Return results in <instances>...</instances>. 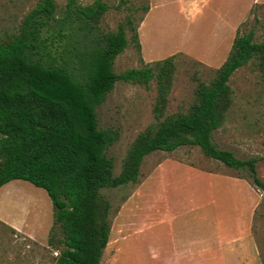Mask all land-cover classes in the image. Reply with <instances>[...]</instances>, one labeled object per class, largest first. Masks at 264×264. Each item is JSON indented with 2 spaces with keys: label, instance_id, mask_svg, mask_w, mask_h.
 Wrapping results in <instances>:
<instances>
[{
  "label": "rangeland",
  "instance_id": "374dc122",
  "mask_svg": "<svg viewBox=\"0 0 264 264\" xmlns=\"http://www.w3.org/2000/svg\"><path fill=\"white\" fill-rule=\"evenodd\" d=\"M37 1L0 0V35L18 27ZM77 1L88 6L96 0ZM56 2L62 11L68 0ZM103 2L109 7L99 25L104 32L116 31L130 17L139 34L137 47L127 29L129 44L115 61L117 73L177 55L167 114L189 109L199 81L214 79L237 34L253 30L255 42L264 39V5L247 8L251 0H214L209 7L207 0ZM229 84L232 105L213 141L240 159L259 158L264 181V84L255 61L238 69ZM156 97V80L149 88L121 81L97 108L100 128L120 133L106 151L115 175L138 134L155 123ZM101 194L111 204V236L101 264H264V190L198 146L154 152L144 159L138 183ZM53 225V204L44 189L23 180L5 185L0 264H55L59 250L48 244Z\"/></svg>",
  "mask_w": 264,
  "mask_h": 264
},
{
  "label": "trees",
  "instance_id": "16d2710c",
  "mask_svg": "<svg viewBox=\"0 0 264 264\" xmlns=\"http://www.w3.org/2000/svg\"><path fill=\"white\" fill-rule=\"evenodd\" d=\"M108 9L103 0L88 6L68 0L62 11L56 0H38L18 27L0 35V189L23 180L48 193L54 209L48 244L59 250L55 264H101L111 236V204L101 190L138 183L144 159L154 152L198 146L264 190L259 158L240 159L213 141L232 105L234 73L255 61L264 84V39L255 42L253 30L237 34L214 79L199 81L189 109L167 114L177 55L117 73L127 29L137 47L140 41L130 17L104 32L99 25ZM153 80L155 123L138 134L115 175L106 151L120 133L100 128L97 108L116 83L149 88Z\"/></svg>",
  "mask_w": 264,
  "mask_h": 264
},
{
  "label": "crops",
  "instance_id": "0c3cea01",
  "mask_svg": "<svg viewBox=\"0 0 264 264\" xmlns=\"http://www.w3.org/2000/svg\"><path fill=\"white\" fill-rule=\"evenodd\" d=\"M213 1L214 0H207V7H209L212 3H213ZM183 2H185V1H183ZM182 2V3H183ZM180 3H181V1H180ZM257 5H264V0H251V2H250V5L247 7V8H249V7H253V6H257ZM246 8V9H247ZM182 13V12H181ZM183 14V13H182ZM184 15V14H183ZM187 20V19H186ZM240 20V19H239ZM234 23H237V21L236 22H234ZM234 23L233 24H229L228 26H227V28L229 27H232L233 25H234ZM225 35H226V33L224 34V36H223V39H224V37H225ZM14 181H21V180H14ZM12 182V181H11ZM8 185V184H7ZM6 185V186H7ZM18 187H22V188H24V183L22 184V186L21 185H19ZM205 225H207L206 223H204ZM204 227H206V226H204ZM13 228H18V227H16V226H13Z\"/></svg>",
  "mask_w": 264,
  "mask_h": 264
},
{
  "label": "bare ground",
  "instance_id": "6f19581e",
  "mask_svg": "<svg viewBox=\"0 0 264 264\" xmlns=\"http://www.w3.org/2000/svg\"><path fill=\"white\" fill-rule=\"evenodd\" d=\"M41 214H42V212H41ZM43 215V214H42ZM40 216V215H39ZM44 219V218H43ZM39 223H41V225H42V222H40L39 221ZM36 224V223H35ZM37 225H39V224H37ZM35 226V225H34ZM43 226V225H42ZM32 227V226H31ZM30 228V227H29ZM39 228H40V225H39ZM42 228V227H41ZM31 229V228H30ZM33 229H34V227H33ZM33 229H31V230H33ZM41 230V229H40ZM30 231V230H29ZM30 232H32V231H30Z\"/></svg>",
  "mask_w": 264,
  "mask_h": 264
}]
</instances>
